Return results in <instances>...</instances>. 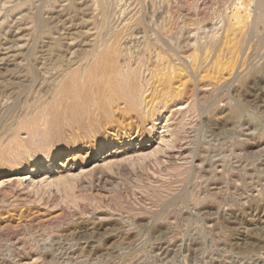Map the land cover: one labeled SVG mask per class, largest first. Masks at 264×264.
<instances>
[{
    "label": "rangeland",
    "instance_id": "rangeland-1",
    "mask_svg": "<svg viewBox=\"0 0 264 264\" xmlns=\"http://www.w3.org/2000/svg\"><path fill=\"white\" fill-rule=\"evenodd\" d=\"M0 264H264L263 0H0Z\"/></svg>",
    "mask_w": 264,
    "mask_h": 264
},
{
    "label": "bare ground",
    "instance_id": "bare-ground-1",
    "mask_svg": "<svg viewBox=\"0 0 264 264\" xmlns=\"http://www.w3.org/2000/svg\"><path fill=\"white\" fill-rule=\"evenodd\" d=\"M263 2H264V0H263ZM110 73V72H109ZM106 81V80H105ZM66 95L67 96H71V95H73V92L69 89L68 91H66ZM71 103V102H70Z\"/></svg>",
    "mask_w": 264,
    "mask_h": 264
}]
</instances>
